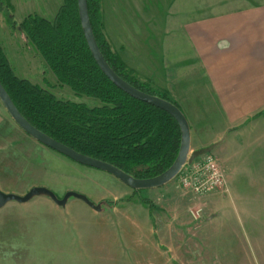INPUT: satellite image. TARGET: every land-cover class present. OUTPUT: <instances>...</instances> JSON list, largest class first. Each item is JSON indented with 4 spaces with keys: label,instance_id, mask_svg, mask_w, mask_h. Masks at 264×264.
Wrapping results in <instances>:
<instances>
[{
    "label": "rangeland",
    "instance_id": "374dc122",
    "mask_svg": "<svg viewBox=\"0 0 264 264\" xmlns=\"http://www.w3.org/2000/svg\"><path fill=\"white\" fill-rule=\"evenodd\" d=\"M217 1L100 0L104 36L118 55L120 48L139 54L143 69L138 74L131 69L133 74L163 96L152 73L154 65L161 64L160 48L173 37L176 23L196 19L197 10ZM179 10L189 15L180 16ZM46 74L37 82L57 98L100 105L96 99L75 96L68 87H57L54 76ZM26 80L36 84L35 78ZM3 117L9 140L0 141L3 193L22 197L33 187H42L58 199L73 191L100 210L72 197L64 206L42 195L22 204L10 201L0 208V264H264V186L258 169L241 172L240 167L225 189L202 195L182 186L178 178L153 190L133 191L109 173L40 145L22 130L19 135L11 132L7 123L12 121L4 113ZM196 144L192 138L191 147ZM207 154L223 160L215 150ZM235 195L247 197L253 215L251 220L242 216V226L229 218Z\"/></svg>",
    "mask_w": 264,
    "mask_h": 264
},
{
    "label": "crops",
    "instance_id": "0c3cea01",
    "mask_svg": "<svg viewBox=\"0 0 264 264\" xmlns=\"http://www.w3.org/2000/svg\"><path fill=\"white\" fill-rule=\"evenodd\" d=\"M61 1L2 0L0 6L2 50L16 77L35 78L39 87L38 78L49 70L26 40L19 23L30 14L51 20ZM237 1L235 5L234 0L209 3L207 8L197 10L196 19L176 23L171 29L173 37H168L167 46L160 48L161 64L156 63L152 73L157 88L165 91L188 121L191 140L197 142L192 150L212 147L211 151L223 155V160L217 161L224 169L226 185L241 167V172H263L259 182L263 187L264 0ZM179 12L180 16L189 15L186 10ZM120 50L119 56L128 68L135 73L143 69L133 48L135 56L126 48ZM3 113L8 116L0 104V141L6 144L9 140ZM11 124L7 123L11 132L22 134L13 121ZM241 197L235 195L230 201L234 214H229L230 220L236 218L233 220L240 226L242 216L246 220L253 217L246 205L247 197H242L243 201Z\"/></svg>",
    "mask_w": 264,
    "mask_h": 264
},
{
    "label": "trees",
    "instance_id": "16d2710c",
    "mask_svg": "<svg viewBox=\"0 0 264 264\" xmlns=\"http://www.w3.org/2000/svg\"><path fill=\"white\" fill-rule=\"evenodd\" d=\"M90 27L99 51L121 79L149 95L160 96L112 51L104 36L100 0H86ZM2 0H0V6ZM51 20L26 15L19 28L32 44L58 87L100 102L64 101L32 82L16 77L0 45V83L26 121L67 148L107 162L136 179L162 174L179 149L178 124L165 111L126 95L95 64L84 40L77 0H62ZM1 9V7H0ZM177 106V105H175Z\"/></svg>",
    "mask_w": 264,
    "mask_h": 264
},
{
    "label": "water",
    "instance_id": "95a60500",
    "mask_svg": "<svg viewBox=\"0 0 264 264\" xmlns=\"http://www.w3.org/2000/svg\"><path fill=\"white\" fill-rule=\"evenodd\" d=\"M77 4L80 27L83 31L84 40H86L89 52H91L94 62L97 64L101 73L107 77L113 86L120 89L126 95H129L138 101L140 100L150 106H154L159 110L165 111L178 124L180 133V146L174 162L166 169L165 172L155 176L154 178L143 180L136 179L132 175L126 174L107 162L104 163L97 159H92L88 156L80 154L69 147L67 148L60 142L51 139L46 134L41 133L35 127L30 125L19 113L15 105L12 103L8 93L4 91L1 83L0 104H2L5 112L11 118L16 127L20 128L30 139L35 140L40 145L45 146L52 151L58 152L68 160L70 159L79 165H84L92 169L95 168L104 173H109L116 180H119L122 184L133 191H143L144 189L153 190L155 188L163 187L177 178L186 165H191L195 159L201 157L203 154L211 152L212 147L203 148L202 150H192L190 145L191 133L188 121H186L184 114L177 106L173 105L164 98L162 99L155 95H149L141 90H137L135 87L121 79V77H119V75H117L115 72H113L109 64L104 59L102 52L99 51L96 39H94L92 27H90L86 0H77ZM40 195L45 197L48 196L49 199H51L57 206H64L70 197H72L84 202L93 210H100L98 205L94 206L93 203L83 194L81 195L79 193L70 191L65 193L61 198L57 199L51 190L42 187H33L25 195H22V197L11 193L6 194L0 190V208L10 203V201H16L17 203L22 204L30 201V199L34 198V196Z\"/></svg>",
    "mask_w": 264,
    "mask_h": 264
},
{
    "label": "built area",
    "instance_id": "2783aa9c",
    "mask_svg": "<svg viewBox=\"0 0 264 264\" xmlns=\"http://www.w3.org/2000/svg\"><path fill=\"white\" fill-rule=\"evenodd\" d=\"M184 187H191L194 193L202 195L218 188L225 189L222 169L216 157L203 154L201 160L186 165L177 177Z\"/></svg>",
    "mask_w": 264,
    "mask_h": 264
}]
</instances>
